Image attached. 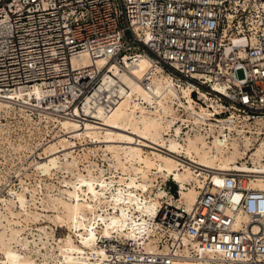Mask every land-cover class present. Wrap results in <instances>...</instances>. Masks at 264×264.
<instances>
[{
    "label": "built area",
    "instance_id": "built-area-1",
    "mask_svg": "<svg viewBox=\"0 0 264 264\" xmlns=\"http://www.w3.org/2000/svg\"><path fill=\"white\" fill-rule=\"evenodd\" d=\"M83 56L90 64H73ZM141 58L140 83L152 91L166 75L180 114L189 96L226 132L264 126V0H0V89L39 86L52 110L80 124L110 112L128 88L110 67L132 74ZM254 174L264 175L211 169L190 211L174 182L165 188L174 201L162 199L153 217L161 250L113 239L112 263L264 264V188L252 186Z\"/></svg>",
    "mask_w": 264,
    "mask_h": 264
},
{
    "label": "bare ground",
    "instance_id": "bare-ground-1",
    "mask_svg": "<svg viewBox=\"0 0 264 264\" xmlns=\"http://www.w3.org/2000/svg\"><path fill=\"white\" fill-rule=\"evenodd\" d=\"M72 62L79 65L90 64L86 56L81 59L74 57ZM97 63L102 65L104 61L97 60ZM148 67L149 61L146 58H141L137 66L130 68L132 74L119 71L115 65L110 67L128 88H122V98L110 112L99 108L94 113L98 120L88 119L80 124L76 119L63 115V112L51 109L61 115L54 117L65 133L73 134L72 137L129 141V146L125 148L108 144L105 149L113 153L112 166L115 170H120L121 175L108 179L103 177L102 171L98 176L77 172L74 181L65 180L66 185L71 186L65 192L72 201L65 203L64 223L76 236V240L68 235L60 242L58 260L50 254L48 257L44 255L46 258L40 261L31 255L21 257L17 250L5 245L3 247L6 248L2 251L4 264H114L111 261L115 251L111 243L113 239H131L142 245L146 252H157L161 249L158 248L156 237L158 224L153 217L157 214L162 199L174 201L164 188L169 179L178 185L177 202L184 204L190 211L197 201L199 188L204 186L211 169L220 172L237 170L264 173V136L260 135L264 134V129H261L264 126L256 127V130L251 127L245 130L244 127L230 125L229 132H226L223 123L207 120V110L203 107L196 109L188 91L183 89V94L189 100L188 105L180 103L185 109L184 118L178 114V107L174 104L179 94L169 87L166 75L154 76L152 91L146 90L140 83ZM12 100L18 101L19 107L33 102L36 106L47 105L39 86L32 90L20 86L10 92L0 89V109L8 111L13 108L16 102ZM179 121L191 124L184 130ZM114 127L128 130L133 136L119 135L111 130ZM232 129L236 133H231ZM248 134L254 135V138ZM60 142L62 146L71 143L69 140L65 142V139ZM143 147L152 150L146 152ZM52 149L53 146H50L47 150ZM51 155L46 162L37 163L43 172L57 167V157ZM245 159H249L251 165ZM76 163L74 158L70 162L73 166ZM198 169L201 171L197 172ZM222 176L215 173L213 179L220 184ZM253 176L255 179H252V186L264 188V175ZM17 197L22 211L26 212L24 195L17 194ZM10 233L11 239L16 241L20 231L11 229ZM200 264L213 263L206 260ZM216 264L238 263L217 260Z\"/></svg>",
    "mask_w": 264,
    "mask_h": 264
},
{
    "label": "rangeland",
    "instance_id": "rangeland-1",
    "mask_svg": "<svg viewBox=\"0 0 264 264\" xmlns=\"http://www.w3.org/2000/svg\"><path fill=\"white\" fill-rule=\"evenodd\" d=\"M238 76L242 78L241 71H238ZM13 102H16L14 107L8 111L0 109V264H4L5 245L17 250L21 257L31 255L40 261L51 255L58 260L60 242L68 235L76 240V236L64 223L65 203L72 201L65 192L71 188L66 185L65 180L74 181L77 172L98 176L102 171L103 177L108 179L121 175L120 170H115L112 166L113 153L105 149L108 144L125 148L129 146V141L72 137L73 134L65 133L54 117L61 115L53 112L49 105L36 106L33 102L19 107L18 101ZM185 116L183 115L184 118ZM111 130L119 135L133 136L130 131L122 128L114 127ZM251 133L254 132L251 130ZM62 139L71 143L62 146ZM48 146H53V149L47 150ZM143 148L146 152L152 150ZM50 155L57 157V167L43 172L37 163L46 162ZM71 156L77 165L70 164L73 160ZM88 170L91 172L88 173ZM164 188H171L174 192L177 185L169 179ZM17 194L24 195L26 212L22 211ZM167 195L171 196L168 192ZM11 229L20 231L16 241L11 239ZM158 248L160 249L159 244Z\"/></svg>",
    "mask_w": 264,
    "mask_h": 264
}]
</instances>
